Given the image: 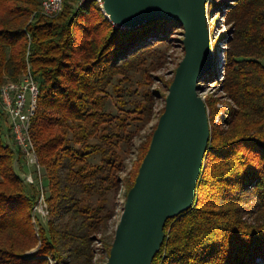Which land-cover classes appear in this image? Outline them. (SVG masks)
I'll list each match as a JSON object with an SVG mask.
<instances>
[{
  "label": "trees",
  "instance_id": "16d2710c",
  "mask_svg": "<svg viewBox=\"0 0 264 264\" xmlns=\"http://www.w3.org/2000/svg\"><path fill=\"white\" fill-rule=\"evenodd\" d=\"M40 1L0 0V84L27 65L38 82L29 134L48 213L44 224L32 210L40 187L16 171L20 154L0 110V264H93L91 244L109 228L126 154L150 120V71L182 26L119 28L96 4L76 8L77 0L50 18L35 12ZM207 10L232 26L229 36L211 33L210 44L212 72L234 106L226 129L210 127L195 200L166 220L151 264L264 260V0H210ZM155 126L139 145L129 186Z\"/></svg>",
  "mask_w": 264,
  "mask_h": 264
},
{
  "label": "water",
  "instance_id": "95a60500",
  "mask_svg": "<svg viewBox=\"0 0 264 264\" xmlns=\"http://www.w3.org/2000/svg\"><path fill=\"white\" fill-rule=\"evenodd\" d=\"M210 0H104L103 13L119 28L152 20L177 21L183 56L167 88L148 148L127 190L104 264H151L168 218L188 210L210 140L199 92L213 65L207 27Z\"/></svg>",
  "mask_w": 264,
  "mask_h": 264
},
{
  "label": "rangeland",
  "instance_id": "374dc122",
  "mask_svg": "<svg viewBox=\"0 0 264 264\" xmlns=\"http://www.w3.org/2000/svg\"><path fill=\"white\" fill-rule=\"evenodd\" d=\"M207 11L208 10H206V13ZM35 12L37 14H41L39 12V7H37ZM207 27L209 37L211 33L213 34L212 38L216 37L218 34H224L225 37V35L227 36V34H225L227 31L229 33L232 32L231 24L225 21L224 17L215 15L214 10L210 12V15H207ZM182 32L183 29L178 28L177 31H175L171 36V39L164 43L162 46L164 56L161 60V64L157 69L150 71L149 88L150 92L153 93V106L150 120L143 125V127L134 137L133 144L126 154L125 169L123 172L119 173L121 179L120 188L114 193L113 196L114 215L110 220L109 228L106 233H98L95 240L91 244L93 264H104V262L107 260L108 250H110V248L108 249V245L111 242V235L114 232L122 213L126 191L130 184L132 172L137 162L139 145L145 140L146 135L149 133V131L151 132L153 126L157 122V118L164 106V99L167 94L168 85L172 80L173 73L178 62L183 56V47L181 42L183 38ZM229 35H231V33L228 34V36ZM220 39H223V36H221ZM216 47L218 51L224 48V42L218 41L216 43ZM213 69L214 66L212 65V68L208 71L204 80L200 83V95L204 98L205 105L208 109V120L210 127L212 129H226L227 120L234 105L226 90L222 87L220 78H218L212 72ZM4 127L7 128L6 122L4 123ZM7 142L12 148H15V146L12 144V140L11 142L9 140ZM16 157L19 159L15 161V169L21 176L24 174V172H33V168L31 166L25 165V161L22 156H19L17 153H15V158ZM32 210L34 214L38 215L41 222L45 224V218L48 213L45 199L43 198V200H39L38 196ZM262 264H264V260Z\"/></svg>",
  "mask_w": 264,
  "mask_h": 264
},
{
  "label": "built area",
  "instance_id": "2783aa9c",
  "mask_svg": "<svg viewBox=\"0 0 264 264\" xmlns=\"http://www.w3.org/2000/svg\"><path fill=\"white\" fill-rule=\"evenodd\" d=\"M64 1L65 0H41L39 12L46 17H55L62 11ZM88 2L96 4L103 12L104 0H77L75 7L79 8ZM34 14L35 13H33L30 18H32ZM38 92V82L32 76L29 65L26 66L25 72L18 80H9L0 84V110L9 128L12 143L20 156L24 158L25 165L31 166L33 172L36 174L35 178L33 172H24L22 178L26 183L38 184L40 187L39 200H43L41 167L29 134L30 122L37 107ZM198 94L201 96L200 92ZM202 99L204 100L203 97ZM206 111L208 115L207 107Z\"/></svg>",
  "mask_w": 264,
  "mask_h": 264
}]
</instances>
